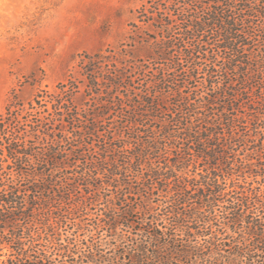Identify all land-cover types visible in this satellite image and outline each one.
<instances>
[{
  "label": "trees",
  "instance_id": "16d2710c",
  "mask_svg": "<svg viewBox=\"0 0 264 264\" xmlns=\"http://www.w3.org/2000/svg\"><path fill=\"white\" fill-rule=\"evenodd\" d=\"M148 2L146 61L82 64L105 104L76 105L70 80L0 116V264H114L75 222L100 180L121 196L95 220L147 238L122 264H264V0Z\"/></svg>",
  "mask_w": 264,
  "mask_h": 264
},
{
  "label": "rangeland",
  "instance_id": "374dc122",
  "mask_svg": "<svg viewBox=\"0 0 264 264\" xmlns=\"http://www.w3.org/2000/svg\"><path fill=\"white\" fill-rule=\"evenodd\" d=\"M148 1L0 0V116L6 113L7 105L14 97L28 109L37 94H53L60 83L70 80L80 90L75 95L76 105L84 108L105 104L106 101L99 97L101 93V96H106L103 91L92 93V96L87 91L89 81L83 75L82 64L98 53H105L129 66L139 64V60L146 61L152 53V38L158 36L153 21L146 19L145 22L139 14L143 6L151 8ZM118 65L122 67L121 63ZM249 180L253 181V178ZM102 181L98 183L105 186L100 190L102 201L97 206L92 205L94 211L82 217V220L75 221L87 230L82 231L78 238L87 245H94L101 255L114 260V264H122L124 255L134 253L138 249L137 242H145L147 238L143 231L125 226L111 230L105 223L95 220L103 218L102 214L108 212L107 200L103 197L121 196ZM143 197L147 202L150 199L146 194ZM131 198L128 202L134 208L145 201L138 196ZM77 200L86 204L85 198ZM125 202L119 200L117 204L128 205ZM149 202L154 206L158 203L154 199ZM110 206H113L112 202ZM216 209L220 213L219 207ZM136 213L132 214V220L136 223L140 221L142 224L147 220L148 217L141 211ZM97 222L99 229L95 230ZM76 223L73 224L76 226ZM75 226L73 230H76ZM8 253L7 249L0 250V262L7 260Z\"/></svg>",
  "mask_w": 264,
  "mask_h": 264
}]
</instances>
